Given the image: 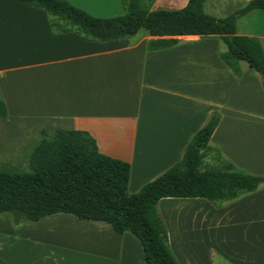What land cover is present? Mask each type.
Returning <instances> with one entry per match:
<instances>
[{
	"label": "crops",
	"instance_id": "obj_1",
	"mask_svg": "<svg viewBox=\"0 0 264 264\" xmlns=\"http://www.w3.org/2000/svg\"><path fill=\"white\" fill-rule=\"evenodd\" d=\"M98 18L122 15L121 0H66ZM252 0H205L223 19ZM188 0H155L181 10ZM235 35L264 51V10L239 17ZM144 31L106 42L57 33L44 10L0 0V173L29 172V158L57 130L82 131L101 154L130 165L128 193L177 163L213 114L209 146L237 170L264 179V90L244 62L236 76L215 36H175L150 50ZM166 39H169L167 37ZM206 165H212L207 156ZM157 212L177 264H264V183L213 206L203 198H164ZM0 264H146L131 233L104 222L53 214L15 227L0 214Z\"/></svg>",
	"mask_w": 264,
	"mask_h": 264
},
{
	"label": "trees",
	"instance_id": "obj_2",
	"mask_svg": "<svg viewBox=\"0 0 264 264\" xmlns=\"http://www.w3.org/2000/svg\"><path fill=\"white\" fill-rule=\"evenodd\" d=\"M45 11L57 33H75L106 42L131 38L139 31L155 37L150 50L176 44L175 36H215L225 50L221 60L236 75L240 62L261 77L264 90V51L253 37L235 35L236 20L264 10V0H252L223 19L203 12L205 0H188L181 10H153L155 0H121L123 13L98 18L66 0H20ZM169 37V39H166ZM7 110L0 100V117ZM219 122L213 114L187 145L182 158L138 192L128 193L130 165L101 154L86 132L57 130L34 148L29 172L0 173V214L18 227L53 214H71L78 219L104 222L117 234L131 233L139 241L146 264H177L172 256L165 226L156 205L164 198H203L218 207L255 191L264 179L243 173L224 161L209 140ZM209 156L213 164L206 165Z\"/></svg>",
	"mask_w": 264,
	"mask_h": 264
},
{
	"label": "rangeland",
	"instance_id": "obj_3",
	"mask_svg": "<svg viewBox=\"0 0 264 264\" xmlns=\"http://www.w3.org/2000/svg\"><path fill=\"white\" fill-rule=\"evenodd\" d=\"M206 163V162H205Z\"/></svg>",
	"mask_w": 264,
	"mask_h": 264
}]
</instances>
